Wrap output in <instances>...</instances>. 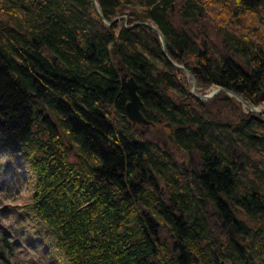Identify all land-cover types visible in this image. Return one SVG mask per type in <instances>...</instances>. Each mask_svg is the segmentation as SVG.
<instances>
[{
  "label": "trees",
  "instance_id": "1",
  "mask_svg": "<svg viewBox=\"0 0 264 264\" xmlns=\"http://www.w3.org/2000/svg\"><path fill=\"white\" fill-rule=\"evenodd\" d=\"M97 2L129 28L93 0H0L1 166L24 160L32 187L17 216L62 264H264V114L198 99L171 62L264 108V0Z\"/></svg>",
  "mask_w": 264,
  "mask_h": 264
},
{
  "label": "rangeland",
  "instance_id": "2",
  "mask_svg": "<svg viewBox=\"0 0 264 264\" xmlns=\"http://www.w3.org/2000/svg\"><path fill=\"white\" fill-rule=\"evenodd\" d=\"M152 135L157 136L156 132ZM167 143L171 150H177L169 141ZM20 162L22 167L17 171L11 168L5 174L1 165L6 162L5 159H0V177L5 174L3 178L6 181L5 184L0 181V236L9 233L8 239L13 245L7 262L4 261L2 264H60L61 262L57 263L49 257L50 252L46 251L45 243L52 241L46 229L41 225L37 226L30 219L25 221L24 218L20 219L17 216V213L29 203L32 190L28 181V166L24 160ZM55 256L58 258L57 252Z\"/></svg>",
  "mask_w": 264,
  "mask_h": 264
},
{
  "label": "water",
  "instance_id": "3",
  "mask_svg": "<svg viewBox=\"0 0 264 264\" xmlns=\"http://www.w3.org/2000/svg\"><path fill=\"white\" fill-rule=\"evenodd\" d=\"M93 2L95 5V8H96V11L98 12L99 16L101 17V19L104 21V23L106 25L112 26L113 24L119 23L121 20H124L125 21V28H129L128 20L125 17L117 18L113 23L107 21L103 15V13L101 12V9H100V6H99L97 0H93ZM138 26L148 27V28H151L152 30H154L155 32H157L158 35L160 36V39H161V42L163 45L164 54L166 57H169L165 39H164L163 35L161 34V32L158 30V28L155 25H151L149 23H137L134 26H132L131 29L136 28ZM171 62L176 68L183 70L187 74L188 77L192 78V82H193L192 94L195 95L198 99H200L202 101H209V100L213 99L215 96H217L218 94L225 93L229 97L235 98L237 101L243 103L250 110V112L257 113V114H264V108L252 107L251 105L246 103L243 99H241L237 94H235L229 90H226V89L213 88V90L211 92L208 91L206 94H198L197 93L198 84H197V81H196L195 77L193 76V74L190 71H188L184 66L178 65L173 61H171ZM127 84H129L127 88H128V91L130 92L129 94L131 95V98H132L131 102L127 106V115L133 114V117L130 119L135 120V121L139 120L143 124H147V122L145 120H143L142 115H141L140 110H139L140 99L137 95V85L134 82V79L133 78L129 79ZM213 216H215V214Z\"/></svg>",
  "mask_w": 264,
  "mask_h": 264
},
{
  "label": "bare ground",
  "instance_id": "4",
  "mask_svg": "<svg viewBox=\"0 0 264 264\" xmlns=\"http://www.w3.org/2000/svg\"><path fill=\"white\" fill-rule=\"evenodd\" d=\"M51 61H52V63H53L54 66H58V63H57V62H58V59H57V58H54V59H52ZM134 82H135V81H134ZM128 85H129V84H127V87H128ZM128 92H129V91H128ZM129 93H130V92H129ZM129 95H130V94H129ZM130 99L132 100L131 95H130ZM130 102H131V101H130ZM128 117H129V118H132V117H133V114H129ZM130 120H131L132 122H135V123H142V122L139 121V120H136V121H135V120H132V119H130Z\"/></svg>",
  "mask_w": 264,
  "mask_h": 264
}]
</instances>
